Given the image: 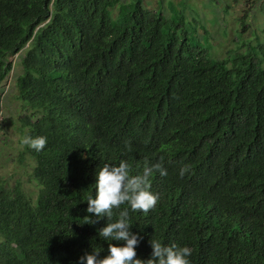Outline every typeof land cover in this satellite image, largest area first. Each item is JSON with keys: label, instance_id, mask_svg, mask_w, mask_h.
I'll list each match as a JSON object with an SVG mask.
<instances>
[{"label": "trees", "instance_id": "obj_1", "mask_svg": "<svg viewBox=\"0 0 264 264\" xmlns=\"http://www.w3.org/2000/svg\"><path fill=\"white\" fill-rule=\"evenodd\" d=\"M159 5L0 0V113L17 55L15 99L30 112L19 129L47 138L19 156L33 162L35 195L0 181V264H79L93 248L103 258L123 242L98 230L125 208L143 237L137 259L158 240L189 247L191 264H264V44L217 58L186 0H169V14ZM161 159L153 209L124 204L86 223L104 164L137 175Z\"/></svg>", "mask_w": 264, "mask_h": 264}, {"label": "rangeland", "instance_id": "obj_2", "mask_svg": "<svg viewBox=\"0 0 264 264\" xmlns=\"http://www.w3.org/2000/svg\"><path fill=\"white\" fill-rule=\"evenodd\" d=\"M169 0H143L144 6L157 10L161 3L169 14ZM178 4L180 0H172ZM188 9L185 15L191 20L196 17L206 26L210 33L213 54L222 58L228 49L237 47L244 41L252 46L264 44V0H186ZM117 14L113 11V16ZM244 23V25H243ZM238 48V47H237ZM240 50H244L241 45ZM18 56H12L9 61L15 65L3 82L2 109L0 113V181L6 186L13 187L17 182L25 191L35 195L37 187L32 180L33 162L25 155L20 161L23 151L22 129L19 118L29 114L15 99L16 88L13 76L19 71ZM22 127V126H21Z\"/></svg>", "mask_w": 264, "mask_h": 264}, {"label": "clouds", "instance_id": "obj_3", "mask_svg": "<svg viewBox=\"0 0 264 264\" xmlns=\"http://www.w3.org/2000/svg\"><path fill=\"white\" fill-rule=\"evenodd\" d=\"M23 144L41 151L47 144L44 136L32 137L26 135ZM128 150L131 151L129 146ZM190 170V165H184L180 169V176L183 178ZM153 172H159L161 176L167 175L163 161L145 166L142 174L132 175L131 166L127 161L121 160L118 166L104 164L96 175L95 197H88L87 213L84 217L87 224H96L101 219L111 220L114 209L121 205L128 204L132 212H149L155 207L158 201V194L150 191V177ZM94 214L95 219L92 218ZM129 210L125 208L119 212V219L115 222H107V225L98 230V235L111 241L123 242V246L108 244V255L100 258L101 251L92 250L85 252L80 257L79 264H191L189 257L192 250L185 246L180 247L173 243L165 246L158 240H150L152 253L147 260L137 259L136 248L143 239L138 233L131 231Z\"/></svg>", "mask_w": 264, "mask_h": 264}]
</instances>
